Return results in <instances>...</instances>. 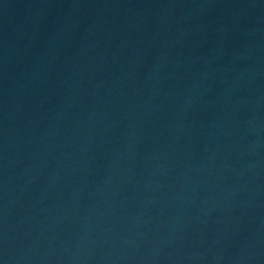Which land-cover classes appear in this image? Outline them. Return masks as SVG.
<instances>
[{
    "label": "water",
    "instance_id": "1",
    "mask_svg": "<svg viewBox=\"0 0 264 264\" xmlns=\"http://www.w3.org/2000/svg\"><path fill=\"white\" fill-rule=\"evenodd\" d=\"M81 264H264V0H138Z\"/></svg>",
    "mask_w": 264,
    "mask_h": 264
}]
</instances>
